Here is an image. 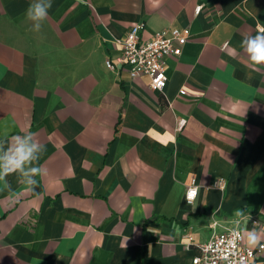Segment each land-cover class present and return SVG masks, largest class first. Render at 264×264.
Masks as SVG:
<instances>
[{
	"label": "crops",
	"instance_id": "0c3cea01",
	"mask_svg": "<svg viewBox=\"0 0 264 264\" xmlns=\"http://www.w3.org/2000/svg\"><path fill=\"white\" fill-rule=\"evenodd\" d=\"M31 2L0 0V137L36 133L47 175L39 196L0 193V264H192L236 209L242 231L264 230V66L240 47L264 29V0H52L40 32ZM139 21L141 38L189 28L162 91L116 60Z\"/></svg>",
	"mask_w": 264,
	"mask_h": 264
},
{
	"label": "built area",
	"instance_id": "2783aa9c",
	"mask_svg": "<svg viewBox=\"0 0 264 264\" xmlns=\"http://www.w3.org/2000/svg\"><path fill=\"white\" fill-rule=\"evenodd\" d=\"M202 8L203 4H197L194 7V12L199 13ZM144 26L143 21L134 22L122 38L114 39L113 43L120 45V53L116 60L127 66L131 78L146 75L149 78L148 86L153 90L162 91L167 80L165 57L176 56L181 53L182 46L189 36V28L187 26L182 29L177 27L163 28L156 30L150 38H141L140 33ZM227 45V42H224L222 48ZM105 64L109 68H114L110 59H106ZM185 123L184 117H178L174 130H180ZM212 185L222 190L226 185V178L218 177ZM198 187L199 185L194 179H191L186 185L185 200L187 203H189L187 201L189 190L196 189L197 195ZM252 222L258 225L256 220H252ZM215 224L216 221L213 220L211 226ZM232 229L226 228L220 232L213 231L206 241L198 243L196 246L197 253L191 258L192 264H227L224 259L225 256L229 260L239 261L243 259L246 264H254L255 256L264 249L259 247L255 250L244 246L232 236Z\"/></svg>",
	"mask_w": 264,
	"mask_h": 264
},
{
	"label": "clouds",
	"instance_id": "9594fccd",
	"mask_svg": "<svg viewBox=\"0 0 264 264\" xmlns=\"http://www.w3.org/2000/svg\"><path fill=\"white\" fill-rule=\"evenodd\" d=\"M51 7L52 0H32L25 11V19L32 22V31H41ZM240 47L246 53L253 70H259L260 66H264V29H260L256 35H246ZM45 151V145L36 138V133L31 131L9 135L6 130L0 137V193H6L5 199L10 205H14L25 194L39 196L36 191L39 187L37 177L47 175V170L39 164ZM13 174L16 175L19 185L16 189L8 180V177ZM195 195L196 189H190L187 193V201L192 203ZM245 215L243 209L235 210L236 219L233 221L232 236L248 248L264 249V243H262L264 230L257 231L254 227L251 230L240 229L241 220ZM224 259L227 264H246L243 259L229 260L227 256Z\"/></svg>",
	"mask_w": 264,
	"mask_h": 264
}]
</instances>
